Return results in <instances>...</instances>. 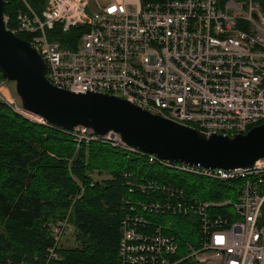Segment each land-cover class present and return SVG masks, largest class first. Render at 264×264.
I'll return each instance as SVG.
<instances>
[{
    "label": "built area",
    "instance_id": "2783aa9c",
    "mask_svg": "<svg viewBox=\"0 0 264 264\" xmlns=\"http://www.w3.org/2000/svg\"><path fill=\"white\" fill-rule=\"evenodd\" d=\"M21 1L7 29L29 38L58 88L122 97L205 135L233 136L264 122V13L256 0H45L40 14ZM73 27L82 29L76 42L67 36ZM4 87L2 79L1 102L46 123L9 100ZM72 131L79 141L101 140L166 171L229 182L236 192L234 203L227 196L204 200L170 180L138 181L125 172L130 195L116 264H264V158L250 167L205 168L144 153L115 132ZM166 213L196 225L197 242L180 245L166 232L171 221L164 227L149 217ZM68 217L51 224L52 244L40 264L58 258L72 231Z\"/></svg>",
    "mask_w": 264,
    "mask_h": 264
},
{
    "label": "trees",
    "instance_id": "16d2710c",
    "mask_svg": "<svg viewBox=\"0 0 264 264\" xmlns=\"http://www.w3.org/2000/svg\"><path fill=\"white\" fill-rule=\"evenodd\" d=\"M256 1L264 13V0ZM26 2L39 14L45 7V0ZM22 6L21 0H4L7 28ZM80 30L73 27L67 36L76 42ZM146 162L139 153L101 140L79 141L72 130L31 121L0 101V264L42 263L52 244L50 226L67 212L72 231L49 264H116L119 224L130 195L125 172L138 181L197 187L204 200L228 197L233 188L223 181L199 178L197 185L177 174L168 178L166 170ZM94 173L108 176L94 179Z\"/></svg>",
    "mask_w": 264,
    "mask_h": 264
},
{
    "label": "water",
    "instance_id": "95a60500",
    "mask_svg": "<svg viewBox=\"0 0 264 264\" xmlns=\"http://www.w3.org/2000/svg\"><path fill=\"white\" fill-rule=\"evenodd\" d=\"M3 4L0 0V74L14 82L23 110L64 130L81 126L99 136L118 133L126 144L173 162L232 169L264 158V122L233 136L205 135L122 97L52 85L35 47L7 29Z\"/></svg>",
    "mask_w": 264,
    "mask_h": 264
},
{
    "label": "rangeland",
    "instance_id": "374dc122",
    "mask_svg": "<svg viewBox=\"0 0 264 264\" xmlns=\"http://www.w3.org/2000/svg\"><path fill=\"white\" fill-rule=\"evenodd\" d=\"M1 81V79H0ZM3 93L5 94V96L9 99L12 100L16 105H20V100L19 97L17 96L16 92H15V85L14 82H10V81H5V87L2 89ZM263 123V122H260ZM256 124H253L251 126H254ZM165 174L167 175L168 178H173L174 175H179L183 178L186 179L187 183H195L198 185V180L200 177H196L190 174H186V173H174L173 171H166ZM108 175L105 174L103 176H98L97 174H93V178L94 179H99V178H104L107 177ZM204 179V178H202ZM206 180V179H204ZM189 188V187H188ZM196 190V192L199 194L200 196V191L199 189L196 187L194 188ZM236 192L233 188L230 189L229 191V196L227 197V199L231 202L234 203L236 198H235ZM226 210L233 213V206L232 205H228L226 207ZM149 217H151L152 221L156 224L162 225L164 227L168 226V221H171L173 223V226L170 227L169 231H166L169 234H176V241L184 246L185 242L191 241L196 243L197 239H198V232H197V226L190 223L187 220H183V216H179V215H172L170 213H166V214H152Z\"/></svg>",
    "mask_w": 264,
    "mask_h": 264
},
{
    "label": "bare ground",
    "instance_id": "6f19581e",
    "mask_svg": "<svg viewBox=\"0 0 264 264\" xmlns=\"http://www.w3.org/2000/svg\"><path fill=\"white\" fill-rule=\"evenodd\" d=\"M126 187V186H125Z\"/></svg>",
    "mask_w": 264,
    "mask_h": 264
}]
</instances>
